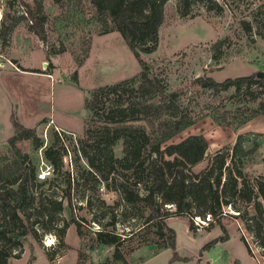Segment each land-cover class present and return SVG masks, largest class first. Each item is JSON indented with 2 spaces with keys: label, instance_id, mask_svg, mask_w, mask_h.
Here are the masks:
<instances>
[{
  "label": "rangeland",
  "instance_id": "rangeland-1",
  "mask_svg": "<svg viewBox=\"0 0 264 264\" xmlns=\"http://www.w3.org/2000/svg\"><path fill=\"white\" fill-rule=\"evenodd\" d=\"M214 1L221 5L220 13L192 2L189 14L180 17L177 1L168 0L155 49L139 53L138 59L159 89L178 92L179 107L198 119L167 142L203 137L206 151L190 167L192 173L202 171L215 152L231 149L236 137L242 136L244 151L256 145L241 161L243 173L249 179L264 177V116L238 127L220 126L218 119L232 117L243 97L233 96L232 89L213 94L191 83L196 77L221 82L264 73V0ZM34 2L40 3L45 18L43 42L34 35L26 13L35 10ZM242 21L249 24V32ZM1 29L8 31L5 41L0 40V165L11 161L21 165L14 175L16 183L0 182V193L8 190L9 201L29 205L27 220L20 216L26 231L21 250L13 252L18 258L11 257L9 264H26L31 257L35 260L29 264H166L171 256L169 249L161 248L169 235L166 229L173 233L177 259L172 262L264 264V238L255 237L249 222L225 216L208 228V218L189 220L172 213L163 220L164 228L156 221L143 227L144 211L122 201L117 183L127 172L116 170L108 160L109 154L121 157L120 141L110 149L107 141L115 129L126 125L104 127L87 121L82 109L91 90L129 79L140 70L106 16H97L88 0H62L57 5L51 0H0ZM217 40L223 43L212 49ZM213 116L218 117L216 122ZM11 118L34 130L37 147L30 140L7 146ZM45 148L51 161L43 157ZM44 167L49 175L39 180L37 174ZM20 182L24 194L17 192ZM49 201H60V211ZM40 207L45 217L40 216ZM224 211L236 215L229 208ZM62 220L67 226L58 240L54 228ZM40 227L47 231L38 230L34 238L31 229ZM132 231L136 234L129 237ZM96 232L115 235L116 246L100 244Z\"/></svg>",
  "mask_w": 264,
  "mask_h": 264
},
{
  "label": "trees",
  "instance_id": "trees-1",
  "mask_svg": "<svg viewBox=\"0 0 264 264\" xmlns=\"http://www.w3.org/2000/svg\"><path fill=\"white\" fill-rule=\"evenodd\" d=\"M51 1L57 5L62 0ZM167 1L88 0L97 16L104 15L108 18L113 30L137 59L140 70L129 79L91 90L82 102L85 118L87 121H98L104 127L126 125L124 128L115 129L113 137L107 141L109 149L120 141L121 157L113 159L109 154L108 160L115 165L116 170L127 172L125 180L117 183V191L122 201L130 208L138 206L144 211L145 219L141 226L146 227L156 221L160 224L159 228H164L163 220L172 213L186 216L189 220L199 218L203 221L208 218V228L213 224L219 225L222 217L234 216L232 218L244 221L245 224L249 222L255 237L263 240L264 177L249 179L243 173L241 164L244 157L254 151L256 145L244 151V140L242 136H237L231 149L224 147L215 152L202 171L192 173L190 167L199 162L206 151L203 137L189 135L175 144H167L198 121L179 107L178 92L159 89L158 81L149 76L146 65L138 59L139 53L148 54L155 49L157 30L162 22L163 7ZM176 1L180 17L189 14L192 2L203 4L208 11H222L221 5L214 0ZM34 3L35 10L32 12L26 9V13L34 35L43 42L45 18L40 3ZM261 7L264 8V4ZM241 25L247 32L250 31L247 22L242 21ZM7 31L8 29L0 31L2 42L5 41ZM222 43L223 40H217L211 48L218 49ZM212 59L215 58L212 56ZM191 83L210 89L213 94L232 89L233 96L243 97L241 102L237 101L232 117H221L220 120L218 117H212L215 122L218 119L220 126L238 127L257 116H264V73L260 76L251 74L233 79L226 78L221 82H215L210 77H196ZM10 124L13 131L6 140L9 148L14 142L21 140H30L34 147L38 146L34 130L22 127L12 118ZM42 154L46 160L51 161L47 148ZM13 157L16 159V154ZM261 163L264 167V157ZM20 165L15 161L1 164L0 182L14 185V175ZM17 192L25 193L24 182H20ZM9 196L8 190L0 193V264H9L8 259L13 256L18 258L17 253L13 252H20L21 240L26 235L20 216L24 217V221L27 220L25 210L29 208L28 201H9ZM48 203L55 207L56 212L60 211V201ZM170 208L174 211L171 212ZM224 208L231 209L236 215L226 213ZM45 212L44 207L39 208L41 217H45ZM71 222H75L74 219L71 218ZM66 226L67 223L62 220L60 226L54 228L58 240L63 236ZM38 230L42 233L47 231L43 227L31 229L34 238H37ZM166 231L169 235L161 248L170 250L171 258L168 262H172L177 259L173 233L170 229ZM136 232H130L129 237ZM100 234L102 233L96 232L100 244L116 246L115 235ZM33 260L31 257L26 264Z\"/></svg>",
  "mask_w": 264,
  "mask_h": 264
},
{
  "label": "built area",
  "instance_id": "built-area-1",
  "mask_svg": "<svg viewBox=\"0 0 264 264\" xmlns=\"http://www.w3.org/2000/svg\"><path fill=\"white\" fill-rule=\"evenodd\" d=\"M49 175V172L47 170V167H44L43 169H40L39 173L37 174V178L39 180H44Z\"/></svg>",
  "mask_w": 264,
  "mask_h": 264
},
{
  "label": "crops",
  "instance_id": "crops-1",
  "mask_svg": "<svg viewBox=\"0 0 264 264\" xmlns=\"http://www.w3.org/2000/svg\"><path fill=\"white\" fill-rule=\"evenodd\" d=\"M171 253V252H170ZM159 255V254H158ZM157 257V256H156ZM155 258V257H154ZM171 258V256L169 257V258H167V260H166V264H184V263H182V262H168L169 261V259ZM35 260V259H34ZM34 260L31 262V263H33L34 262ZM151 260H153V258L151 259ZM146 262V263H145ZM145 262H142V263H139V264H147V261H145ZM149 262V261H148Z\"/></svg>",
  "mask_w": 264,
  "mask_h": 264
},
{
  "label": "water",
  "instance_id": "water-1",
  "mask_svg": "<svg viewBox=\"0 0 264 264\" xmlns=\"http://www.w3.org/2000/svg\"><path fill=\"white\" fill-rule=\"evenodd\" d=\"M261 74H262V73H257L256 75H257V76H260Z\"/></svg>",
  "mask_w": 264,
  "mask_h": 264
}]
</instances>
